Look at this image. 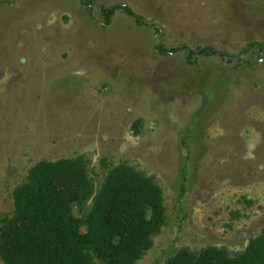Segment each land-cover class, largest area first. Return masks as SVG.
Wrapping results in <instances>:
<instances>
[{"label":"rangeland","instance_id":"374dc122","mask_svg":"<svg viewBox=\"0 0 264 264\" xmlns=\"http://www.w3.org/2000/svg\"><path fill=\"white\" fill-rule=\"evenodd\" d=\"M114 6L132 13L107 23ZM79 156L97 189L120 164L163 189L136 264L244 251L264 232V0H0V218L37 163Z\"/></svg>","mask_w":264,"mask_h":264},{"label":"trees","instance_id":"16d2710c","mask_svg":"<svg viewBox=\"0 0 264 264\" xmlns=\"http://www.w3.org/2000/svg\"><path fill=\"white\" fill-rule=\"evenodd\" d=\"M81 2L91 8L94 0ZM120 7L132 13L126 6L104 8L107 23ZM216 53L221 52L212 47L189 49L191 58ZM140 124H135L136 133ZM90 164L79 156L44 160L31 168L14 191L12 215L0 218V258L6 264H97L98 259L136 264L153 247V236L168 219L161 186L133 166L120 164L97 189ZM89 202L92 210L79 217L75 209ZM166 264H264V232L242 252L215 246L198 253L181 249Z\"/></svg>","mask_w":264,"mask_h":264}]
</instances>
